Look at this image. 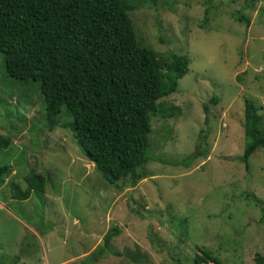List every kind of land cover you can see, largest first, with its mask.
Returning a JSON list of instances; mask_svg holds the SVG:
<instances>
[{
    "label": "rangeland",
    "instance_id": "rangeland-1",
    "mask_svg": "<svg viewBox=\"0 0 264 264\" xmlns=\"http://www.w3.org/2000/svg\"><path fill=\"white\" fill-rule=\"evenodd\" d=\"M130 1L140 46L160 59L167 52L189 59L176 91L150 119L148 177L132 188L105 182L64 117L47 129L38 84L8 77L0 54V135L9 139L0 151L8 167L0 264H191L197 248L221 264L264 258V149L249 156L246 171L239 161L243 100L264 126V0H213L206 24V0ZM236 12L247 25L232 19ZM197 150L204 154L181 163ZM31 172L44 176L43 190L20 199ZM111 227L119 233L105 247Z\"/></svg>",
    "mask_w": 264,
    "mask_h": 264
},
{
    "label": "trees",
    "instance_id": "trees-1",
    "mask_svg": "<svg viewBox=\"0 0 264 264\" xmlns=\"http://www.w3.org/2000/svg\"><path fill=\"white\" fill-rule=\"evenodd\" d=\"M212 2L206 0L203 24ZM135 9L130 0H0V54L5 74L36 82L47 129L64 117L63 127L102 179L109 184L121 181L129 188L148 177L143 165L150 149V119L161 112L159 100L176 91L189 64L184 55L167 52L160 59L137 43L128 16ZM231 17L237 23H248L239 12ZM203 124H207L206 116ZM242 129L245 144L239 161L246 171L249 156L264 149L261 116L247 99L243 100ZM206 132L199 131L198 141ZM8 143L0 135V151ZM203 154L197 150L181 163ZM5 175L8 167L0 165V186ZM26 180L27 189L20 199L27 198L30 190H43L44 176L31 172ZM261 213L259 221L264 222ZM118 233L111 227L102 245L107 247ZM101 255L98 249L93 256ZM191 264L221 263L209 251L197 248ZM252 264H264V258L255 255Z\"/></svg>",
    "mask_w": 264,
    "mask_h": 264
}]
</instances>
